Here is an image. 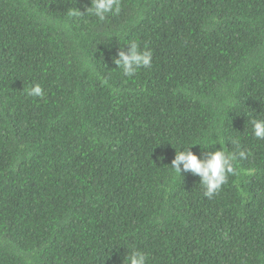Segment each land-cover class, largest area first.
<instances>
[{
  "label": "trees",
  "instance_id": "trees-1",
  "mask_svg": "<svg viewBox=\"0 0 264 264\" xmlns=\"http://www.w3.org/2000/svg\"><path fill=\"white\" fill-rule=\"evenodd\" d=\"M88 6L0 0V264H264V0L68 15ZM129 42L152 52L132 77ZM234 138L248 158L211 199L170 166Z\"/></svg>",
  "mask_w": 264,
  "mask_h": 264
},
{
  "label": "clouds",
  "instance_id": "clouds-1",
  "mask_svg": "<svg viewBox=\"0 0 264 264\" xmlns=\"http://www.w3.org/2000/svg\"><path fill=\"white\" fill-rule=\"evenodd\" d=\"M72 8L73 10L68 12L70 17L90 14L99 21H104L109 15L119 14L121 0H91V6H88L84 13L78 8ZM127 44V51L121 48L116 56L113 57V62L117 68L122 69L125 76L132 77L139 69H147L152 66V52L148 49H141L136 42ZM27 94L42 98L44 90L40 84H35L27 91ZM251 124L252 134L257 139L264 140V119H252ZM197 143L208 146L200 142L181 145V149L176 151L170 166L179 175L182 172H190L193 175H197L200 178V184L204 188L203 195L211 199L228 182L230 175L238 174L236 161L246 160L249 154L240 149L239 140L234 138L231 143L237 149H240L237 152H225L221 146L218 150L208 151L205 155L198 157L191 151V146ZM123 264H147V255L143 251L133 249L129 254L125 255Z\"/></svg>",
  "mask_w": 264,
  "mask_h": 264
}]
</instances>
